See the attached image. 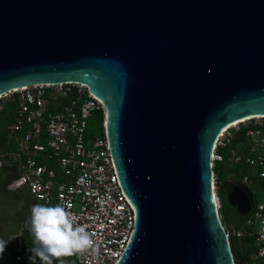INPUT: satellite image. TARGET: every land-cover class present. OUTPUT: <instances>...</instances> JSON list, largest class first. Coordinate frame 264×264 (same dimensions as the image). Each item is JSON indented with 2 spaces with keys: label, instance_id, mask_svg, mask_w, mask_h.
Segmentation results:
<instances>
[{
  "label": "water",
  "instance_id": "95a60500",
  "mask_svg": "<svg viewBox=\"0 0 264 264\" xmlns=\"http://www.w3.org/2000/svg\"><path fill=\"white\" fill-rule=\"evenodd\" d=\"M63 83L104 107L135 213L117 264H235L211 154L225 126L264 116V0H0V95ZM221 189L246 218L250 189Z\"/></svg>",
  "mask_w": 264,
  "mask_h": 264
},
{
  "label": "built area",
  "instance_id": "2783aa9c",
  "mask_svg": "<svg viewBox=\"0 0 264 264\" xmlns=\"http://www.w3.org/2000/svg\"><path fill=\"white\" fill-rule=\"evenodd\" d=\"M97 113L104 115L102 102L75 83L26 86L0 95V132L6 137V149L0 150V172H13L6 190L16 195L27 189L33 199L30 209L36 204L66 206L91 234L93 247L63 257L65 264H117L133 234L134 209L121 188L104 122L102 132L90 127ZM250 121L219 134L211 168L223 160L218 151L231 144L241 124ZM242 127L244 140L229 150L228 161L248 169L240 171L236 181L250 189L254 207L243 230L232 235L254 237L253 258L264 259V128L251 123ZM212 183L220 207L214 174ZM30 215L31 210L7 245L26 236Z\"/></svg>",
  "mask_w": 264,
  "mask_h": 264
},
{
  "label": "clouds",
  "instance_id": "9594fccd",
  "mask_svg": "<svg viewBox=\"0 0 264 264\" xmlns=\"http://www.w3.org/2000/svg\"><path fill=\"white\" fill-rule=\"evenodd\" d=\"M78 217L64 205L36 204L28 221L36 245L31 249L32 264L39 258L41 264H64L63 257L83 254L93 247L91 234L85 225L77 223ZM8 241L0 239V259Z\"/></svg>",
  "mask_w": 264,
  "mask_h": 264
},
{
  "label": "rangeland",
  "instance_id": "374dc122",
  "mask_svg": "<svg viewBox=\"0 0 264 264\" xmlns=\"http://www.w3.org/2000/svg\"><path fill=\"white\" fill-rule=\"evenodd\" d=\"M250 120V122L241 124L240 127L249 123L264 125V118H253ZM12 176L13 172L10 170H2L0 172V239H4L6 241L18 232L20 223L26 213L30 212V204L33 202L32 196L25 188L19 190L16 195L6 190V186ZM222 226L228 236L232 235V231L229 226ZM15 243L17 244L16 250ZM251 245L252 241L245 244V248L248 249ZM35 246L34 238L33 236L31 238L30 230L26 233L25 237L23 236L18 240L12 239V244L6 246L4 256L2 258V264H32V260L30 258L33 256V253L31 249ZM36 264H41L38 257L36 258ZM54 264H58V262L54 261ZM249 264L264 263H255L250 261Z\"/></svg>",
  "mask_w": 264,
  "mask_h": 264
},
{
  "label": "trees",
  "instance_id": "16d2710c",
  "mask_svg": "<svg viewBox=\"0 0 264 264\" xmlns=\"http://www.w3.org/2000/svg\"><path fill=\"white\" fill-rule=\"evenodd\" d=\"M104 115L102 113L95 114L90 122V127L97 133L102 132L103 130ZM264 128V125H263ZM245 128L241 127L240 132L235 134V138L231 141V144L224 148L220 149L218 152L223 156L221 162H216L212 168L213 174L217 182V194L220 201L219 215L222 225L230 227L231 231H240L243 230L244 221L246 218H239L235 211L227 204L225 199L224 191L221 189L222 185L230 180H238V173L248 172L246 168H240L228 161V152L230 149H233L244 140ZM6 137L4 133L0 132V150L6 149ZM258 186V188H260ZM255 201L257 199L255 198ZM231 249L234 257L235 264H249L250 261L255 263H264V259H254L253 254L256 251V245L254 237L245 235L243 237H236L233 235L229 236ZM252 241L250 248L246 249L245 244Z\"/></svg>",
  "mask_w": 264,
  "mask_h": 264
},
{
  "label": "bare ground",
  "instance_id": "6f19581e",
  "mask_svg": "<svg viewBox=\"0 0 264 264\" xmlns=\"http://www.w3.org/2000/svg\"><path fill=\"white\" fill-rule=\"evenodd\" d=\"M264 116H250L248 117L247 119H244V120H241L240 122H246L250 119H253V118H263ZM239 122H235V123H232V124H228L227 126H225L221 132H220V135L223 134V132H225L227 129H230L231 127L235 126L236 124H238ZM212 189H214V185L212 183ZM213 196H214V191H213Z\"/></svg>",
  "mask_w": 264,
  "mask_h": 264
}]
</instances>
